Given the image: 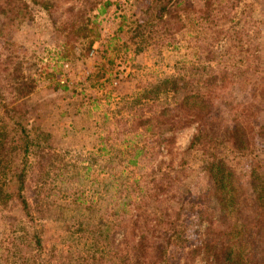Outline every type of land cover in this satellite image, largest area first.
<instances>
[{
	"label": "rangeland",
	"instance_id": "374dc122",
	"mask_svg": "<svg viewBox=\"0 0 264 264\" xmlns=\"http://www.w3.org/2000/svg\"><path fill=\"white\" fill-rule=\"evenodd\" d=\"M5 1L20 6L23 1L30 0H0V8L7 12ZM105 1L87 0L86 4L84 0L78 10H73L78 8L76 0H45L54 6L51 13L33 8L30 4L28 18L23 20L20 17L10 25L0 15V60L6 55L15 56L23 62L25 75L36 80L33 94L20 102L10 103V106H19L20 117L16 118H20L25 132L39 144L38 149L32 148L36 156L42 151L48 152L55 163L69 166L68 175L55 167L52 174L60 176L54 182L48 181L49 186L46 185L47 190L42 194L49 199L50 205L56 203L55 207L43 210L42 215H33L38 228L43 229V240L48 248L53 246L61 250L65 247L61 242L62 228L71 223L72 216H78L77 212L74 213L75 208L67 210L66 204L60 201L67 194L65 188L70 193L83 192L82 202L103 204L101 208L104 210L114 207L110 202L111 197L116 199L113 188L122 185L119 195L122 202L121 199L128 193L129 198L132 192V188L129 192V185L133 181L137 180L143 188L145 183L142 180L145 178L149 182L147 187L152 188L155 185L151 182L153 178L164 186L169 178L178 177L180 185L188 188V198L201 203L210 219L204 221L206 218L199 217L197 211L188 210L182 218L184 245L167 244L170 233L165 225L149 227L150 255H162L165 264H222L223 248L228 244V237L224 234L226 227L221 225L220 219L225 210L221 201L209 194L211 181L208 173L202 170L201 150L200 154L188 152L197 123L174 131L162 129L155 133H142L138 129L137 132L143 135L137 137L136 119L140 116L148 118L152 113L162 111L168 102L172 106L173 98L171 94L151 95L149 100L142 101L143 106L149 104L151 107L147 105L143 108L135 103V99L165 78H188L191 64H206L205 58L209 57L208 51L212 49V58L217 59L210 64L217 73L224 69L225 75L215 87L199 89L208 111L197 122L207 118L213 130L209 135H215V139L218 136V145L213 150H205L207 157L204 156L225 160L247 190L246 183L252 171L264 175V146L258 149L260 138L264 139V80L253 77L252 69L244 66V33L252 30V34L248 35L254 37V31L260 32V36H256L260 43L259 71L256 74H262L264 0H241L230 11V19L210 25V30L206 27L208 25L201 27L194 20L197 18L195 12L203 7L206 0H180L182 4L178 7L174 4L168 6L175 0H163L164 3L168 1L167 8L172 9L173 18L164 17L162 20L159 18L160 7L156 6L159 0H109L113 5L100 14L98 8ZM229 6L222 7L228 9ZM69 11L84 12V16L86 14L93 22L90 27L98 34V39L91 49H87L85 41H73L74 57L57 61V54L62 52V38L53 31L52 23L55 21L63 25L71 17ZM138 26L141 29L139 32ZM219 26L228 29L229 35L212 36V28L215 30ZM239 39L244 43L238 46ZM220 58L221 68L216 64ZM250 62V66L256 64L252 57ZM0 76H3L2 73ZM182 94L183 91L178 92L177 98H181ZM3 96L12 101L4 92ZM176 115L181 116V113L176 111ZM235 121L247 127L246 138L250 148L254 149L252 153L238 154L231 150L229 140ZM9 125L12 128L11 122ZM11 134L19 133L11 130ZM126 141L132 144L131 148H127ZM134 147L146 155L138 160L137 166L132 167L128 166V160ZM106 172L115 174L110 180L112 184L108 192L102 190L108 179ZM68 176L74 179L66 180ZM53 186L57 188L49 193V188ZM138 193L136 191L131 196L133 207L136 205L134 200L139 198ZM238 193H241V188ZM166 196L161 198L165 199L162 202L155 203L154 208L151 204L147 217L157 214L156 221H161V216L172 214L174 204L168 202ZM120 204H116L119 212L123 209ZM246 206L245 200L241 208L247 211ZM245 215L248 219L253 217L249 212ZM99 216L97 212L84 221L94 224ZM15 220L19 225L13 224ZM20 224H27V219L16 201L9 202L6 207L0 206V243L9 242L16 232L21 234ZM134 232V227L124 224L116 228L114 241L119 246H125L124 241L132 244Z\"/></svg>",
	"mask_w": 264,
	"mask_h": 264
},
{
	"label": "trees",
	"instance_id": "16d2710c",
	"mask_svg": "<svg viewBox=\"0 0 264 264\" xmlns=\"http://www.w3.org/2000/svg\"><path fill=\"white\" fill-rule=\"evenodd\" d=\"M85 1L87 4V0ZM168 1L170 2V0ZM156 2H158L156 6L158 4L160 7V20L164 17L173 18L172 9L167 8V2L164 3L163 0ZM83 3L84 0H76L75 6H78V8L73 10H78ZM240 3L241 0H206L203 7L195 12L197 18L194 20L201 27L208 25L206 27L210 30V25L230 19V11ZM30 4L33 8L42 9L47 13H51V9L54 7L51 2H45V0L23 1L20 6L5 1L4 5L8 7V11L5 12L0 8V15L8 20L9 25L20 17L24 20L28 18ZM172 4L178 7L182 4V1L175 0L174 3L168 6H173ZM112 5V2L106 0L99 6L98 13L103 14ZM223 5L230 6L225 9L222 7ZM69 14H71V17L63 25L55 21L52 23L53 31L57 32L58 37L62 38V52L57 54V61H66L69 57H74L73 41H85L87 49H91L98 39V34L90 27L93 22L86 17V14L84 16V12L80 14L79 11H69ZM137 28L139 32L141 29H139V26ZM211 33L212 36L217 38L222 34L229 35L228 29H225L224 26H219L215 30L212 28ZM242 34L241 38L243 37ZM248 34H252V30H249V33L248 31L244 33L246 46L244 66L247 69H252L251 73L253 74L251 75L253 77L258 76L261 80H264L263 71L262 74H256L259 71L257 63L260 61L258 55L260 43L257 41L260 32L254 31V37ZM244 42L239 39L236 45L239 46ZM204 48H206V51L208 50L206 46ZM211 53L212 49L208 51L207 55L209 57L206 56L205 58L207 59L206 64H191L189 68L191 73L188 78L184 76L165 78L135 99V103L141 104L140 106L143 108L149 105L143 106V99L149 100L151 95L158 97L160 94H171L173 98L172 106L168 102L167 107L165 106L160 112L152 113L148 118L142 119V116H140L137 120V116H134L137 121L136 136L140 137L143 132L174 131L184 128L188 124L197 123L196 134L192 137L188 152L200 154L198 152L201 150L202 170L208 173L211 181L209 194L215 196L216 200H220L225 210V215L222 216L223 219H220L222 221L221 225L226 227L224 234L228 237V244L223 248L221 262L222 264H264V175L256 172V170L252 171L248 176L246 190L236 178L232 168L226 165L225 160H217L216 157L206 158L207 152L205 150L215 149L218 145V136L215 139V135H209L213 130L207 118L199 123L197 122L208 111V106L205 104L199 89L201 87L203 89L215 87L225 75L223 68L217 73L213 64H210L214 59H217L212 58ZM250 57L255 60L256 64L254 66H250ZM197 59L201 60L200 57ZM221 59H218L216 63L219 67L222 63ZM1 66L2 71L0 74L2 73L3 76H0V110L2 111L0 116V206L6 207L9 202L16 201L27 219V224H20L21 234L18 235L16 232L9 242L7 240L0 243V264H165L162 255H150L151 236L149 227H156V225L158 227L160 224L165 225L170 233L167 244L184 245L186 240L183 238L185 228L182 225V218L187 211L191 210L195 213L197 211L199 217L206 218L204 221L210 219L206 208H203L201 203L199 204L188 198V194L190 196L188 188L185 185H180L181 179L178 177L169 178L164 186L153 178L151 179V182L155 184L152 187L153 189L147 187L149 182L145 178L142 180L145 183L143 188L138 185L137 180L133 181L129 185V192L132 188L129 198H127L128 193L125 198L121 199L122 202H120L121 197L119 196L122 191L120 190L122 186L120 184L121 186L113 188V196L116 195L115 201L111 199L112 197L110 198V202L113 203L114 207H106L104 210L101 208L103 204L93 201L82 202L83 192L78 193V195L76 192L70 193L68 188H65L64 191L67 194L63 195V199H60V201L64 202V205L66 204L67 210L75 208L74 213L77 212L78 216L70 217L71 223L68 222V225L62 228L64 234L61 242L65 244L64 249L57 250L53 246L48 248L42 237L43 229L38 228V222L33 215H42L43 210L52 206L55 207L56 203L50 205L49 199H45L42 194L47 190L46 185L49 186L48 181L54 182L60 176L52 174L55 167H58L59 172H67L68 175L69 169L67 167L69 166L65 163L63 165L55 163L52 155L48 152L42 151L39 156L38 154L36 156V151L32 148L36 147L38 149L39 144H36L25 132L20 118H16L20 117L19 106L17 105L18 108L10 106V103L20 102L33 94L36 88V80L25 75L23 62L15 56H4L0 60ZM197 75H199V78H197ZM196 87H198V90H195ZM180 91H183V96L177 98ZM3 92L7 96L9 95L12 101L4 97ZM176 111L180 112L181 116L176 115ZM9 122H11L12 128ZM246 128L242 123L234 122V132L229 141L231 142V150H234L235 153L246 154L247 152L252 153L251 151L254 150L250 148L249 141L246 138ZM138 129L142 133H138ZM261 129L262 127L259 128V130ZM11 130L19 134L12 136ZM259 141L258 149H261V146H264V139L260 138ZM126 142L128 144L127 148H131L132 144ZM145 155L144 152L134 147L128 160V166H137L138 160L141 161V158ZM109 159L113 160L114 158ZM106 173L108 179L102 190L108 192L109 185L112 184L110 180H113L112 177L115 174L113 175L112 172ZM176 174L179 173L176 172ZM153 175L155 176V174ZM72 177L68 176L66 180L72 181L74 179ZM69 181L66 182L69 183ZM133 183L137 184L135 190ZM126 187L127 185L125 189ZM55 188L57 187L49 188V193ZM240 188L241 193L239 194L238 190ZM136 191L139 192V198L136 197L137 199L134 200L136 205L133 207V203L130 201H132L131 196ZM139 194H141V197ZM165 195H168L166 200L174 204L172 214L168 213L161 216L162 223L156 221L157 214H152L151 217L153 218L147 217L149 216L147 211H149L151 204L153 205L151 208H154L155 203L165 200L161 199ZM245 200L247 211L241 208ZM118 203H121L120 205L123 207L120 212L116 209ZM96 211L100 213L99 219L94 224H86L84 220H88L89 217L97 214ZM102 211L103 214H101ZM246 212L252 214L253 217L248 219L245 215ZM13 224H17V221L15 220ZM124 224H130L131 227H134V242L129 244L124 241L123 245L125 246H119L114 241V233L116 228H121Z\"/></svg>",
	"mask_w": 264,
	"mask_h": 264
}]
</instances>
